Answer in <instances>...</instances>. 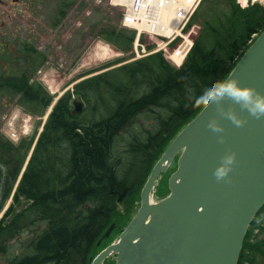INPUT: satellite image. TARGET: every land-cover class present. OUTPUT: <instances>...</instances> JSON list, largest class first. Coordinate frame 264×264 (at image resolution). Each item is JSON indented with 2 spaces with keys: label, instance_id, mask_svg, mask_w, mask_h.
Returning a JSON list of instances; mask_svg holds the SVG:
<instances>
[{
  "label": "trees",
  "instance_id": "16d2710c",
  "mask_svg": "<svg viewBox=\"0 0 264 264\" xmlns=\"http://www.w3.org/2000/svg\"><path fill=\"white\" fill-rule=\"evenodd\" d=\"M68 1L64 0L66 7ZM216 2L225 7L211 16L206 11L209 15L203 29L181 68L155 54L77 87L90 105L80 115L72 114L71 93L58 101L14 197V205L22 207L23 200L27 204L11 221L10 215L0 221V256L5 264H89L92 249L111 224L117 205L133 195L143 171L149 176L171 140L209 102L211 98L205 96L208 90L224 83L254 41L253 36L264 31V6L243 9L236 0ZM102 36L127 51L135 33L105 25ZM7 46L0 44L1 58L5 55L11 61L5 69L0 66V90H15L17 103L29 110L50 105L51 97L37 83L30 84L37 72L35 60L30 58L32 50L15 46L17 54H13ZM121 72L123 75H118ZM142 77L150 86L144 101L134 93ZM149 106L156 108L151 111ZM147 107L153 115L157 109L166 115L153 121L156 129L145 137H132L126 150L128 158L122 163L115 153L120 134ZM28 148L24 142L16 146L0 135V210L15 187ZM257 218L238 264L255 260L250 251L256 253V247L264 246V242H249ZM27 234L31 238L24 247L21 238Z\"/></svg>",
  "mask_w": 264,
  "mask_h": 264
},
{
  "label": "water",
  "instance_id": "95a60500",
  "mask_svg": "<svg viewBox=\"0 0 264 264\" xmlns=\"http://www.w3.org/2000/svg\"><path fill=\"white\" fill-rule=\"evenodd\" d=\"M237 80L264 95V32L240 58L224 81ZM73 114L84 109L73 100ZM242 120L237 126L232 117ZM215 123L222 130L210 127ZM235 152L236 162L224 179L215 169ZM177 158L170 194L151 201L160 174ZM264 207V117L248 102L225 93L211 98L185 126L153 167L141 192V206L121 232L89 264H238L248 231ZM116 228L112 224L97 246Z\"/></svg>",
  "mask_w": 264,
  "mask_h": 264
},
{
  "label": "rangeland",
  "instance_id": "374dc122",
  "mask_svg": "<svg viewBox=\"0 0 264 264\" xmlns=\"http://www.w3.org/2000/svg\"><path fill=\"white\" fill-rule=\"evenodd\" d=\"M238 1L244 6L243 0ZM258 1L264 5V0ZM66 3L64 0H0V44L9 45L7 47L12 48L10 52L13 54H17L15 46L19 48V46L25 45L32 50L31 53L33 54L30 58H34L35 62L33 63L37 67V72L33 77L34 79L30 80V84L37 83V86L51 97L50 105L40 106L33 111L25 105L17 103L19 97H16L15 90L10 91V93L7 90H0V135L16 146L24 142L27 148L30 147L15 187L4 207L0 210V221L9 215L8 221H11L27 204L26 200H23L22 207L18 204L14 205V197L50 114L62 97L71 93L70 105L72 108L74 98L85 103V100L76 91L77 87L111 70H118L131 64L135 65L153 54H160L167 63L177 67L176 64L165 59L164 52H162L163 54L154 53L156 49L158 50L156 40L142 38L141 43H139L143 45L144 50L139 46V52L136 51V34L131 48L127 51L121 50L113 43L106 41L102 36L103 27L105 25L120 27L121 10L112 6L110 0H69V7L65 6ZM223 4L216 2V0H207L200 6L198 10L200 14L196 15V20L192 24L200 26L199 32H201L205 22L204 18L209 14L210 16L220 14L225 7ZM206 11L210 13L207 14ZM193 25L189 26L188 29ZM197 31V35L196 33L193 35V40L200 35ZM128 32L133 33L132 31ZM10 62L9 57L4 55L1 58L0 56V66L3 69ZM12 65H14L12 71L15 75L18 72L15 69L17 65L15 62ZM118 75H123V72L118 73ZM0 81L2 82L1 78ZM149 91L148 79L142 77L136 84L135 97L143 100ZM89 107L90 105L85 103L84 111L90 109ZM149 107H151V111L152 107L156 108V106ZM149 107L120 134L115 153L116 157L122 158V163L126 162L128 158L126 150L132 137L135 135H144L145 137L149 130L156 129L153 121L166 115V111L163 109H157L153 115L149 112ZM16 108L21 109L20 117L11 127H8V119ZM25 127L28 129L27 133L24 131ZM12 135L16 138H11ZM176 169L177 163L175 162L167 173L159 177L152 193L153 202L169 195L168 183ZM145 171H143L144 177H140L139 185L133 190V195L117 205L111 223L116 222L119 226L118 230L128 224L140 207L141 190L148 179V176H145ZM118 234L119 232L115 233L110 239L103 242L101 247H97L95 244L91 256L97 255L108 242L111 243L110 241L116 240ZM30 238L31 235L29 234L21 238L24 247H27ZM249 242L254 243V245L255 243L260 245L264 242V211L257 218L254 229L251 230ZM256 249V253L250 251V256L255 255V260H251L249 264H264V246L260 245ZM0 264H5L2 256H0ZM105 264H114V261L108 258Z\"/></svg>",
  "mask_w": 264,
  "mask_h": 264
},
{
  "label": "built area",
  "instance_id": "2783aa9c",
  "mask_svg": "<svg viewBox=\"0 0 264 264\" xmlns=\"http://www.w3.org/2000/svg\"><path fill=\"white\" fill-rule=\"evenodd\" d=\"M203 0H112L125 7L123 25L156 40L164 56L181 64L191 52L198 26L188 29Z\"/></svg>",
  "mask_w": 264,
  "mask_h": 264
},
{
  "label": "clouds",
  "instance_id": "9594fccd",
  "mask_svg": "<svg viewBox=\"0 0 264 264\" xmlns=\"http://www.w3.org/2000/svg\"><path fill=\"white\" fill-rule=\"evenodd\" d=\"M54 71V70H53ZM225 93L230 94L232 97L243 99L248 102L249 110L256 117H264V95L258 96L252 87H241L237 80H231L226 86L223 82L214 84L208 92L205 94L208 98H215L217 96H222ZM21 109L16 108L12 111L7 126L11 127L13 123L20 117ZM234 123L237 126H242L243 121L237 119L235 116L232 117ZM216 131H221L222 129L216 125L214 122L210 124ZM25 133L28 129L24 128ZM13 139L16 137L12 135ZM237 154L232 152L224 157V163L215 169V175L218 179H224L232 171V168L236 162Z\"/></svg>",
  "mask_w": 264,
  "mask_h": 264
},
{
  "label": "flooded vegetation",
  "instance_id": "af4514ba",
  "mask_svg": "<svg viewBox=\"0 0 264 264\" xmlns=\"http://www.w3.org/2000/svg\"><path fill=\"white\" fill-rule=\"evenodd\" d=\"M117 228V227H116ZM117 229L114 230V232L116 231ZM104 242V241H103Z\"/></svg>",
  "mask_w": 264,
  "mask_h": 264
},
{
  "label": "bare ground",
  "instance_id": "6f19581e",
  "mask_svg": "<svg viewBox=\"0 0 264 264\" xmlns=\"http://www.w3.org/2000/svg\"><path fill=\"white\" fill-rule=\"evenodd\" d=\"M152 198V197H151Z\"/></svg>",
  "mask_w": 264,
  "mask_h": 264
}]
</instances>
